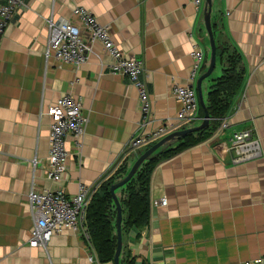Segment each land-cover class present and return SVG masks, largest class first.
Instances as JSON below:
<instances>
[{"label": "crops", "instance_id": "1", "mask_svg": "<svg viewBox=\"0 0 264 264\" xmlns=\"http://www.w3.org/2000/svg\"><path fill=\"white\" fill-rule=\"evenodd\" d=\"M76 7L110 27L126 58L143 61L141 79L152 106L146 132L173 122L179 105L172 88L190 83L194 44L204 55L194 87L208 68L205 0L198 8L189 0H25L0 40V264H113L98 259L89 236L71 229L54 235L45 249L28 245L33 187L69 196L81 186L92 188L88 212L98 188L121 180L137 158L128 144L139 121L138 93L128 77L110 71L112 59L102 46L95 43L80 67L44 59L46 20L77 23ZM210 20L220 55L202 82L205 106L209 93L221 88L218 78L229 60L242 78L221 119L227 127L152 170L144 225L126 224V193L116 191L123 215L120 264H264V0H211ZM67 93L80 98L88 123L79 154L67 140L71 157L53 182L46 176L47 111ZM243 129L254 132L262 156L232 164L229 138ZM163 198L164 206L156 203Z\"/></svg>", "mask_w": 264, "mask_h": 264}, {"label": "built area", "instance_id": "2", "mask_svg": "<svg viewBox=\"0 0 264 264\" xmlns=\"http://www.w3.org/2000/svg\"><path fill=\"white\" fill-rule=\"evenodd\" d=\"M25 0H0V40L7 26L14 20ZM190 4L198 8L202 0H189ZM73 15L77 23L59 21L49 17L46 20L47 43L43 56L45 61L50 59L59 64H71L80 67L85 64L95 43L100 44L111 57L112 73H120L130 80L138 93L139 121L137 131L133 134L128 150L138 157L145 145L153 144L167 133L190 126L191 123L201 121L199 117V102L193 81L201 72L204 65V55L201 48L194 44L191 51L192 66L187 85H176L172 88V95L179 105L173 118L164 122L157 129L146 132L145 128L151 122L152 106L148 91L141 79L143 61L128 59L123 52L112 42L110 27L100 24L95 16L82 7H76ZM264 62V31L263 56ZM50 117L49 152L47 159L46 176L53 182H58L65 172L71 152L67 148V140L72 141L73 149L77 154L83 147V137L88 118L83 114L80 98L73 94H64L48 108ZM222 121V120H221ZM227 124L220 122L219 130H224ZM230 159L232 164H241L259 159L262 150L259 140L251 129L232 132L229 138ZM31 165H38L36 159ZM92 188L81 186L77 194L69 196L61 189L46 190L33 187L27 203L33 217L34 224L28 241L29 247L45 249L51 238L66 229L82 234L87 240V230L84 225L86 209L93 193ZM164 206L165 198L156 202ZM89 248H93L89 243ZM88 260L92 262L94 255ZM262 260L246 262L244 264H261Z\"/></svg>", "mask_w": 264, "mask_h": 264}, {"label": "trees", "instance_id": "3", "mask_svg": "<svg viewBox=\"0 0 264 264\" xmlns=\"http://www.w3.org/2000/svg\"><path fill=\"white\" fill-rule=\"evenodd\" d=\"M219 55L220 50L216 48V57ZM229 62L231 63L229 68H224L222 75L218 78L221 88H218L217 86L208 95L209 104L206 106V109L210 117L209 126L204 130L195 132L180 139L173 147L168 146L156 150L150 158H148V160L140 166L134 177L125 185V187H129L123 200V203L127 206V225L141 226L147 222V183L152 170L157 165L173 159L192 147L204 143L219 127V121L227 113L230 101L232 100L236 89L242 83V78L236 62L232 60H229ZM219 89L223 90V98L218 96V93L220 94ZM224 92H226V94ZM198 113L200 119H202L204 111L200 105ZM213 119L214 122L211 123V120ZM171 149L174 150L168 153L167 151ZM140 171H142L145 175V186L134 189L132 184L136 179L135 177L139 175ZM112 184L113 183L111 181L98 188L95 193L96 196L93 199L88 212H86L85 224L87 233L100 261L113 260L116 248V235H113V231L115 229V226L113 225L115 224L116 212L114 202L109 193V188Z\"/></svg>", "mask_w": 264, "mask_h": 264}, {"label": "water", "instance_id": "4", "mask_svg": "<svg viewBox=\"0 0 264 264\" xmlns=\"http://www.w3.org/2000/svg\"><path fill=\"white\" fill-rule=\"evenodd\" d=\"M211 0H205V7H204V17H203V23L206 30V33L208 35V41H209V49H210V57H209V64L207 70L199 76V78L196 81L195 84V90L197 93V99L199 102V105L204 111V116L201 119V124L195 127H189L182 130L174 131L157 142L153 143L148 147L146 150H144L134 161L131 168L127 172V174L119 181L113 183L109 188L110 196L114 202L115 205V230H116V248L113 256V264H120L119 258L122 250V207L119 202V199L116 195V190L119 188L125 186L136 174L140 166L150 158V156L158 149L168 147L171 145H174L176 142H178L180 139L186 137L187 135L193 134L195 132L204 130L209 126L210 123V117L208 114V111L205 106L203 94H202V82L209 78L211 74L213 73V70L215 68L216 64V44H215V38L212 31L211 26Z\"/></svg>", "mask_w": 264, "mask_h": 264}, {"label": "rangeland", "instance_id": "5", "mask_svg": "<svg viewBox=\"0 0 264 264\" xmlns=\"http://www.w3.org/2000/svg\"><path fill=\"white\" fill-rule=\"evenodd\" d=\"M212 122H214V119L213 120H211V123ZM201 124V121H197V122H194V123H191L190 124V126H187V127H184V128H182V129H185V128H189V127H195V126H198V125H200ZM182 129H180V130H182ZM177 131V130H176ZM174 132V131H173ZM170 133H172V132H170ZM170 133H167L166 135H168V134H170ZM165 135V136H166ZM155 143V142H154ZM177 143V142H176ZM175 143V144H176ZM172 147L173 146H175V145H171ZM172 150H174V149H171V150H168L167 152L168 153H170ZM160 159V158H159ZM153 164V163H152ZM136 179H135V181H134V183L132 184L133 185V188L134 189H138V188H142V187H144L145 186V181H146V179H145V175L143 174V172L142 171H140V173H139V175L137 176V177H135ZM128 188L129 187H121V188H119L118 190H122L121 191V194L122 193H126V191L128 190ZM117 191V190H116ZM120 192V191H119ZM121 197H123V194L121 195ZM117 198H118V196H117Z\"/></svg>", "mask_w": 264, "mask_h": 264}]
</instances>
